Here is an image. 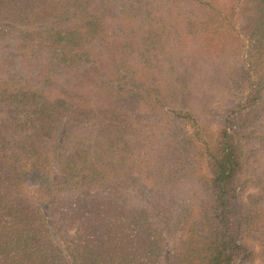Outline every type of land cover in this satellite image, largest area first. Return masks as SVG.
I'll return each instance as SVG.
<instances>
[{
    "label": "trees",
    "instance_id": "1",
    "mask_svg": "<svg viewBox=\"0 0 264 264\" xmlns=\"http://www.w3.org/2000/svg\"><path fill=\"white\" fill-rule=\"evenodd\" d=\"M0 264H264V0H0Z\"/></svg>",
    "mask_w": 264,
    "mask_h": 264
},
{
    "label": "rangeland",
    "instance_id": "2",
    "mask_svg": "<svg viewBox=\"0 0 264 264\" xmlns=\"http://www.w3.org/2000/svg\"><path fill=\"white\" fill-rule=\"evenodd\" d=\"M228 1L229 0H222V2L224 4L227 3ZM159 5H160L159 6L160 9L158 10V12L163 13L162 4L160 3ZM226 15H227V13H226ZM243 24H244V22L238 23L237 29L239 31H242ZM244 35H245V33L242 32V36H244ZM191 39H184V42H182V41L178 40L176 37L173 38V31H170V32L166 31L165 33H163L160 36V39L156 43V46H155L156 49L154 52H152V55L154 56L153 61H155V55H158L157 57H159L163 62H167L169 64L175 65L177 62V58H175V54L177 53V51L180 52V48L183 49V55L185 53H190V57H191L192 55H194L196 53L195 48H194V44L192 43ZM211 59H212L211 57L208 58V62ZM199 64H202L204 66L205 62L202 63L200 61ZM161 72L164 74H167L165 67H163L161 69ZM248 189H250L249 193L257 190V188L254 189L252 187H248ZM254 244H256V243H254ZM256 249H258L257 246H256Z\"/></svg>",
    "mask_w": 264,
    "mask_h": 264
}]
</instances>
